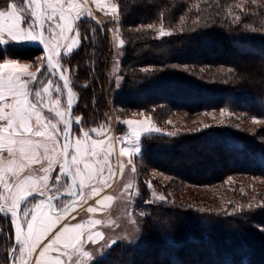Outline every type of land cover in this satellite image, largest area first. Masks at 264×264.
I'll list each match as a JSON object with an SVG mask.
<instances>
[{"label":"trees","instance_id":"trees-1","mask_svg":"<svg viewBox=\"0 0 264 264\" xmlns=\"http://www.w3.org/2000/svg\"><path fill=\"white\" fill-rule=\"evenodd\" d=\"M116 2L126 42L119 62V87L108 83L112 60L108 31L92 19L78 23L81 43L65 59L79 96L75 112L82 110L84 124L88 128L101 124L111 109L121 116L144 111L157 122L173 111L225 109L232 115L206 124L211 127L179 129L171 132L177 133L174 136H143L137 157L141 185L152 170L167 176L152 182L169 197L186 183L224 185L235 175L247 182L253 177L264 179V122L250 131L235 115L264 121V4ZM235 16L241 19L235 21ZM159 27L174 34L158 38ZM41 53L39 46H0V60L32 61ZM149 194L143 189L137 205L145 213L139 217L138 243H115L98 264H264V198L260 195L240 206L215 209L170 198L145 203ZM225 210L234 214L226 215ZM13 239L12 230L3 228L0 264H5Z\"/></svg>","mask_w":264,"mask_h":264},{"label":"snow or ice","instance_id":"snow-or-ice-1","mask_svg":"<svg viewBox=\"0 0 264 264\" xmlns=\"http://www.w3.org/2000/svg\"><path fill=\"white\" fill-rule=\"evenodd\" d=\"M93 2L99 6L100 0ZM111 11L116 13L118 8L113 7ZM244 14L247 15L246 12ZM85 17L94 19L91 11L78 4L77 0H8L6 7H0V46L37 43L43 46L42 51L46 53L29 63L8 58L0 60V194L5 191L9 193L8 197H0L7 201V204H0V213L10 214L13 228L14 242L9 264H15L17 260L21 264H98V258L90 255L85 246L106 240L104 233L94 227L101 223L100 220L92 221L93 228L87 233L83 230L68 232L65 225L48 238V242L37 252L43 243L39 237L49 231V226L38 219L35 209L47 202L49 211L60 217L71 207V204H63L62 198L57 196L67 180H71L72 186L83 189V179L78 180V177L86 173L89 181L100 180L103 187L109 186L115 174L109 163L112 153L105 150L104 141L92 139L91 134L96 133L97 129L85 130L80 126L82 118L72 117V69L60 62L79 48L78 23ZM233 19L239 21L241 17L235 16ZM172 34L161 31L158 38ZM54 40L55 46L52 43ZM33 66L36 71H29ZM61 105L64 110H57ZM74 123L79 131L73 130ZM124 123L131 126L142 125L146 121L127 120ZM152 133H161V129L147 127L138 132L133 128L137 140L134 154L139 155L142 151L138 143L141 137ZM57 145L59 151H56ZM53 153L55 159L52 158ZM128 153L127 147L121 149L122 155ZM96 161H102V164L94 174L90 162ZM105 174H109V179H102ZM4 176L8 179L5 180ZM147 186L152 188L151 183ZM127 187L131 191L132 186ZM91 190L97 191L95 186ZM79 194L68 193L72 197ZM37 200L38 203H35ZM159 200L167 202L164 195H160ZM152 202L155 201H145ZM89 211L95 209L90 207ZM225 214L232 215L234 212L225 210ZM139 215L144 216L145 213L140 212ZM131 222L137 223L136 220ZM75 227L79 229L80 225ZM65 232L67 235H62ZM115 243L112 241V244ZM111 246L105 244L100 251ZM53 252L55 255L49 260L43 259L46 253Z\"/></svg>","mask_w":264,"mask_h":264},{"label":"rangeland","instance_id":"rangeland-1","mask_svg":"<svg viewBox=\"0 0 264 264\" xmlns=\"http://www.w3.org/2000/svg\"><path fill=\"white\" fill-rule=\"evenodd\" d=\"M77 2L89 9L94 17L92 20L104 26L108 31L110 50L112 54L111 66L108 71V83L114 84V87L118 88L122 80L119 76V62L124 57V48L126 46L119 16L118 3L116 0H100L98 6L97 3L93 2V0H87L86 3L85 0H77ZM246 2H252V0H237L236 3L240 6ZM7 3L8 0H0V7H6ZM255 3L264 4V0H256ZM113 7L118 8L116 13H112L111 9ZM114 17L115 22H113ZM161 31L171 32L172 30L159 27L157 37H159V33ZM52 43L53 46H55L56 41L54 40ZM60 43L63 44L64 41L61 40ZM12 44L20 45V43ZM25 44L39 46L37 43ZM44 55L45 54L42 51L41 54L33 57L32 61L43 57ZM66 58L67 57H64L60 61L65 66H67L65 62ZM17 60L22 63L31 62V60ZM29 71L35 72L36 67H30ZM52 79H56V77H52ZM74 92L76 100L78 98L79 101L78 93H76L75 90ZM77 103L78 102H76V104ZM57 110L63 111V106H58ZM79 111L80 110L77 112L74 111L75 113H73V118H82L80 126H82L85 130H89L91 128L97 129L96 133L91 134L92 139L104 141L105 150L112 153L109 157V163L115 174L111 177L109 186L101 187L100 180L93 179L92 181H89L87 179V174L81 173L78 180L83 179L84 187L83 189L78 188L80 194L76 197L58 195L61 192L66 194L75 192L74 187L70 181L67 180L65 186L60 189V192L57 193V195L62 198L63 204H71V207H69L68 211L60 217L54 216L52 212L49 211L47 202L36 208L35 211L38 219L49 226V231L39 237L40 241L43 243L40 248L37 249V252L41 250L43 244L48 242V238L54 236L65 225L68 226V232L83 230L87 233L89 229L93 228L92 221L95 220L101 221L99 225L94 226L95 230L103 232L106 240L95 245L91 243L86 245L85 250L88 251L90 255L95 256L98 259L104 257L109 250V247H104L103 252H101L100 249L105 244H111L113 246L114 244H112V241H116V243L122 241L129 245L137 244L140 238L139 217L141 216L139 213H144L143 210L137 209V205L143 198V189H148L150 192L148 201H160L159 196L164 195L166 200L169 198L178 201L188 200L194 203L207 204L215 209H223L230 204L240 206L246 203V201H255L257 199V195L264 198V179L260 177H253L249 180V182H247L245 177L242 175H235L230 177L224 185H197L186 183L182 186L179 193L171 194L170 197L157 189L152 182L153 178H159L160 180L167 178V176L162 175L159 171L152 170L148 177L143 178V185L140 183V166L137 162V157L140 156L141 153L139 155L134 154V148L137 145V140L136 136L133 135V128L137 129L138 132H142L143 129L147 127L159 128L161 129V133H171L179 129H193L211 122H220L232 115V113L225 109L223 113L221 112V109H211L196 113H190L184 110L173 111L169 113L161 122H157L151 114L145 113L144 111L134 112L131 116H121L118 110L111 109L106 121L89 128L84 124V113H82V110L81 112ZM235 115L240 119L242 126L246 127L250 131L257 129L264 122L259 118H255L254 120L253 118H243L241 114ZM127 120L146 121V123L142 125L134 124L129 126L124 123V121ZM169 121L171 123H169ZM53 122L55 123V121ZM73 130L79 131L75 123L73 124ZM141 139L138 142L140 146ZM48 146L51 148L52 144L49 142ZM125 147L129 149V153L127 155H122L121 149ZM59 150V146L57 145L56 151ZM52 158H56L54 153ZM90 163L93 164V173L95 174V169L102 164V161ZM121 166H123L122 172ZM133 169H135V171H133ZM4 179L7 180L8 177L4 176ZM102 179H109V174H105ZM148 183H151V189L147 186ZM128 185L132 186L131 191H129L127 187ZM51 186V182H49V187ZM93 186L96 187V192L91 190ZM8 196L9 193L7 191L0 194V197ZM0 201L7 203V201L3 198H0ZM97 201H99V203H97ZM35 203H38V200L35 201ZM90 207L95 209V211L90 212ZM132 220H136L137 223L133 224L131 222ZM76 225H80V228H76ZM3 228H8L13 232V228L10 223V214L0 213V233L3 231ZM62 235H67V232L62 233ZM11 249H9L6 254L5 264H9L8 261ZM54 255V252L46 253L43 259L47 261ZM15 264H21V261L17 260Z\"/></svg>","mask_w":264,"mask_h":264},{"label":"water","instance_id":"water-1","mask_svg":"<svg viewBox=\"0 0 264 264\" xmlns=\"http://www.w3.org/2000/svg\"><path fill=\"white\" fill-rule=\"evenodd\" d=\"M39 47H40V49L42 50V45H39ZM44 52V51H43ZM44 54L46 55V53L44 52ZM71 87H72V85H71ZM72 89H73V87H72ZM73 93H74V107H73V109H72V117H73V113H74V111H75V106H76V98H75V92H74V89H73ZM69 181H70V183H71V180L69 179ZM74 188H75V192H79V190H78V188L77 187H75V186H73ZM58 195H65V196H68V194H66V193H64V192H61L60 194H58ZM57 195V196H58ZM0 204H7L6 202H2V201H0ZM11 251H12V249H11Z\"/></svg>","mask_w":264,"mask_h":264},{"label":"bare ground","instance_id":"bare-ground-1","mask_svg":"<svg viewBox=\"0 0 264 264\" xmlns=\"http://www.w3.org/2000/svg\"><path fill=\"white\" fill-rule=\"evenodd\" d=\"M74 190H75V188H74Z\"/></svg>","mask_w":264,"mask_h":264}]
</instances>
